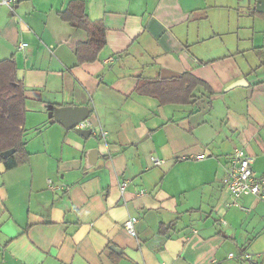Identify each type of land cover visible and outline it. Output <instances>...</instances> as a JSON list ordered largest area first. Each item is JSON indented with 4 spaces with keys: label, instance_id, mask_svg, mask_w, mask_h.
Wrapping results in <instances>:
<instances>
[{
    "label": "crops",
    "instance_id": "1",
    "mask_svg": "<svg viewBox=\"0 0 264 264\" xmlns=\"http://www.w3.org/2000/svg\"><path fill=\"white\" fill-rule=\"evenodd\" d=\"M72 1L18 0L15 14L0 1V61L13 58L24 86L29 153L0 163V264H264V200L235 203L224 185L236 149L264 176L258 0H82L107 37L82 65L87 34L59 15ZM165 71L206 85L188 105L135 92ZM50 106L88 108L94 130L67 129ZM94 149L104 163L88 169Z\"/></svg>",
    "mask_w": 264,
    "mask_h": 264
},
{
    "label": "trees",
    "instance_id": "2",
    "mask_svg": "<svg viewBox=\"0 0 264 264\" xmlns=\"http://www.w3.org/2000/svg\"><path fill=\"white\" fill-rule=\"evenodd\" d=\"M253 16L262 14L253 10ZM61 19L74 29L85 31L87 41L78 43L76 57L78 64L97 60L99 53L107 44L106 27L101 20H91L86 4L82 0L69 3L67 9L59 13ZM264 16V15H263ZM206 84L190 73L180 78L163 80L161 78H139L135 92L157 99L161 105H188L195 102L194 91ZM212 96L213 91L209 92ZM25 90L17 78V66L13 58L0 61V163L8 170L24 165L29 160L25 142ZM15 149L8 158L3 153Z\"/></svg>",
    "mask_w": 264,
    "mask_h": 264
},
{
    "label": "built area",
    "instance_id": "3",
    "mask_svg": "<svg viewBox=\"0 0 264 264\" xmlns=\"http://www.w3.org/2000/svg\"><path fill=\"white\" fill-rule=\"evenodd\" d=\"M2 4L7 6V8L15 14L16 5L18 0H0ZM27 47V44H20V50L24 51ZM108 62L113 61V58H109ZM77 129L94 130V126L91 120L87 119L84 122H81L76 126ZM101 136L105 137L106 132L100 131ZM204 155L197 157V160H202ZM151 162L153 166L159 167L163 164V160L157 157H151ZM254 157L249 155L244 149H236L231 157V166L228 170L227 176L224 180V185L227 191L230 193L232 199L236 203L243 196H256L261 200H264V176H258L253 169ZM129 185L128 181H124L120 190L124 194L127 186ZM139 195L148 194V191L142 190L138 192ZM138 219L136 217H130L124 224V229L133 237H137L138 232L136 230V223ZM230 257L233 258L234 254H230ZM250 254H245L244 259L252 260Z\"/></svg>",
    "mask_w": 264,
    "mask_h": 264
},
{
    "label": "water",
    "instance_id": "4",
    "mask_svg": "<svg viewBox=\"0 0 264 264\" xmlns=\"http://www.w3.org/2000/svg\"><path fill=\"white\" fill-rule=\"evenodd\" d=\"M257 10L259 12H264V0L257 1ZM179 74L171 73L168 71L162 72L161 79H172L179 78ZM242 86V82H237L231 88ZM49 110L52 112L54 119L64 125L67 129H76L78 132L83 134L85 137H89L91 134L90 130L83 131L77 129L76 126L81 122L87 120L90 116V111L86 107H63V108H54L53 106L49 107ZM15 153V149L8 150L3 153L4 158H8ZM104 161L98 160V152L96 149L90 151L88 155V169H93L96 166L101 167Z\"/></svg>",
    "mask_w": 264,
    "mask_h": 264
},
{
    "label": "rangeland",
    "instance_id": "5",
    "mask_svg": "<svg viewBox=\"0 0 264 264\" xmlns=\"http://www.w3.org/2000/svg\"><path fill=\"white\" fill-rule=\"evenodd\" d=\"M244 18H247V20H249V19H248V18H249L248 16H247V17H244V16H243L242 19H241V20H242V23H244Z\"/></svg>",
    "mask_w": 264,
    "mask_h": 264
}]
</instances>
